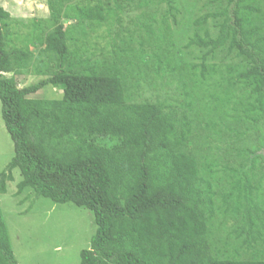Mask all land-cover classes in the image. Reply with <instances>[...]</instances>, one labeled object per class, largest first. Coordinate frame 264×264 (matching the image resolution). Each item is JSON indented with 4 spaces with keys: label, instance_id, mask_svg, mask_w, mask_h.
Instances as JSON below:
<instances>
[{
    "label": "trees",
    "instance_id": "obj_1",
    "mask_svg": "<svg viewBox=\"0 0 264 264\" xmlns=\"http://www.w3.org/2000/svg\"><path fill=\"white\" fill-rule=\"evenodd\" d=\"M192 1L178 58L175 0H46L48 17L21 23L24 35L0 7L13 144L0 195L18 170L17 196L90 213L79 264H264V0ZM134 11V34L107 43L100 64L87 55L90 33L118 38ZM28 70L41 79L19 88ZM141 70L176 80L179 98L133 100L127 78ZM45 86L62 98H30ZM0 264H17L1 209Z\"/></svg>",
    "mask_w": 264,
    "mask_h": 264
},
{
    "label": "rangeland",
    "instance_id": "obj_2",
    "mask_svg": "<svg viewBox=\"0 0 264 264\" xmlns=\"http://www.w3.org/2000/svg\"><path fill=\"white\" fill-rule=\"evenodd\" d=\"M179 14L175 17L173 26L174 52L183 53L185 37L191 33V21L197 9L192 0H175ZM0 7L6 11L17 25V30L25 34L20 24H26L33 20L46 19L48 17L46 0H0ZM137 15L136 11L128 17L123 16L122 29L119 37L114 34L106 36L102 30L90 33L84 40V49L87 55H93L97 63H102L108 56L111 47L107 43L114 42L119 45L122 37L134 34L135 26L129 23V18ZM158 18V16H154ZM117 26L112 29L118 32ZM132 46L138 49V37L133 36ZM32 51V49L30 48ZM104 50V51H103ZM36 54V52H35ZM103 55L106 57L104 58ZM149 61V60H148ZM147 59L145 63L147 64ZM139 62V61H138ZM141 63V62H140ZM7 76V75H5ZM41 78L35 76L31 70L24 71L15 80L19 88L34 84ZM130 82V95L135 101H164L166 104L179 98L176 80H155L149 71L141 70L139 78ZM31 99L60 100L62 92L52 86H45ZM251 149L258 146V141L251 136L244 143ZM13 157V144L3 122L0 118V172L6 167ZM13 181L7 184L6 194L0 195V209L7 227L11 247L17 264H79V253L89 248L90 237L94 234L95 227L92 217L84 209L76 208L71 204L54 205L53 203L36 197L31 190L16 195V185L21 180L18 170H14Z\"/></svg>",
    "mask_w": 264,
    "mask_h": 264
}]
</instances>
